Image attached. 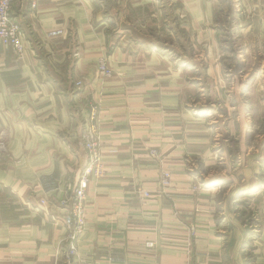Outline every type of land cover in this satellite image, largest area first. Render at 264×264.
Wrapping results in <instances>:
<instances>
[{
    "label": "crops",
    "instance_id": "obj_1",
    "mask_svg": "<svg viewBox=\"0 0 264 264\" xmlns=\"http://www.w3.org/2000/svg\"><path fill=\"white\" fill-rule=\"evenodd\" d=\"M214 11L210 0L13 3L24 52L17 59L0 43V264H65L59 201L86 162L80 115L88 103L98 106L105 174L86 187L72 264H245L232 195L256 185L258 167L247 160L221 190L210 172L195 187L187 161L214 165L212 130L190 108L199 89L188 68L153 45L211 34L204 26ZM101 57L109 76L97 69ZM162 170L172 181L160 188ZM252 201L258 237L249 263L264 264V183Z\"/></svg>",
    "mask_w": 264,
    "mask_h": 264
},
{
    "label": "rangeland",
    "instance_id": "obj_2",
    "mask_svg": "<svg viewBox=\"0 0 264 264\" xmlns=\"http://www.w3.org/2000/svg\"><path fill=\"white\" fill-rule=\"evenodd\" d=\"M210 1L215 5L214 19L204 28L211 34L162 37L153 45L188 68L190 81L199 89L190 108L203 115L212 130L214 165L205 167L194 157L187 161L189 173L198 182L195 187H203L210 172L217 175L212 182L221 190L227 179L242 176L247 160L253 159L258 167L256 185L232 195L234 213L244 230L242 254L245 264H250L246 242L253 244L258 237L259 215L252 200L264 183V0ZM214 45L215 50L209 52L208 46ZM82 85L81 80L74 81L76 88Z\"/></svg>",
    "mask_w": 264,
    "mask_h": 264
},
{
    "label": "built area",
    "instance_id": "obj_3",
    "mask_svg": "<svg viewBox=\"0 0 264 264\" xmlns=\"http://www.w3.org/2000/svg\"><path fill=\"white\" fill-rule=\"evenodd\" d=\"M16 0H0V43L9 46L15 57L21 59L24 52L23 29L12 18L11 7ZM34 8L37 0H28ZM98 71L109 76L111 69L101 57L97 64ZM77 81L76 85L80 86ZM82 127L80 144L85 153L86 162L82 167L75 187L59 201V206L64 210L62 220L66 228L67 248L64 256L65 264H72V257L77 253V242L86 226V187L89 182L98 180L105 174L100 153V127L98 123V106L95 103L85 105L82 112ZM172 175L168 170H162L159 178V187L171 184ZM142 197H149L150 193L141 187L137 188ZM43 202V201H42ZM92 264V263H89Z\"/></svg>",
    "mask_w": 264,
    "mask_h": 264
},
{
    "label": "trees",
    "instance_id": "obj_4",
    "mask_svg": "<svg viewBox=\"0 0 264 264\" xmlns=\"http://www.w3.org/2000/svg\"><path fill=\"white\" fill-rule=\"evenodd\" d=\"M250 235H254V233L251 232ZM246 244H247V246H248L249 248H252V242H251V240H248V241L246 242Z\"/></svg>",
    "mask_w": 264,
    "mask_h": 264
}]
</instances>
